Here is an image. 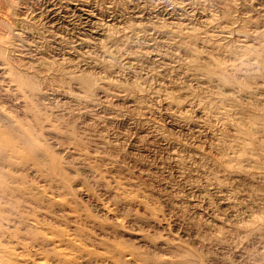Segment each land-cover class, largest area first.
<instances>
[{
    "label": "rangeland",
    "instance_id": "rangeland-1",
    "mask_svg": "<svg viewBox=\"0 0 264 264\" xmlns=\"http://www.w3.org/2000/svg\"><path fill=\"white\" fill-rule=\"evenodd\" d=\"M0 264H264V0H0Z\"/></svg>",
    "mask_w": 264,
    "mask_h": 264
}]
</instances>
